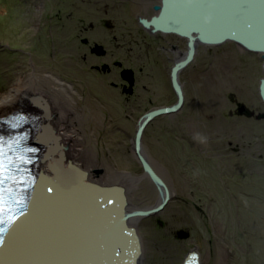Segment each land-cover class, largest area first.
Returning a JSON list of instances; mask_svg holds the SVG:
<instances>
[{"label":"rangeland","instance_id":"obj_1","mask_svg":"<svg viewBox=\"0 0 264 264\" xmlns=\"http://www.w3.org/2000/svg\"><path fill=\"white\" fill-rule=\"evenodd\" d=\"M155 2L0 0V99L32 75L70 86L79 115L70 132L79 135V150L96 157L84 167L147 211L160 192L140 165L135 135L147 115L178 102L169 69L179 52L168 53L166 44L187 51L174 34L160 38L142 27ZM195 53L180 79L178 71L183 108L156 116L141 135L166 196L156 214L134 219L143 263L181 264L196 251L201 264H264V60L231 42ZM183 231L188 238L178 237Z\"/></svg>","mask_w":264,"mask_h":264},{"label":"bare ground","instance_id":"obj_2","mask_svg":"<svg viewBox=\"0 0 264 264\" xmlns=\"http://www.w3.org/2000/svg\"><path fill=\"white\" fill-rule=\"evenodd\" d=\"M157 1L158 4L153 7L156 14L149 21L144 19L142 27L152 34L159 32L186 38L189 52L186 59L180 64H175L172 69L178 102L170 108L152 113L153 119L160 114L175 112L181 106L183 98L178 71L193 58L198 45L216 48L231 42L243 55L244 51L254 54L256 46L264 48V35L256 26L257 23L263 24L264 28V0ZM175 29L180 31H174ZM238 33L241 36H238ZM257 54L264 56V52ZM261 60H264L263 57ZM42 80L32 75L27 84L23 82L22 86L17 85L11 93L0 99V148L4 150L0 152V196H13L12 200H0V203H3L2 208H5L3 216H7L1 227L5 229V224H8L16 228L20 223L23 225L34 219L30 223L31 232H28L34 235L31 234L28 242L23 243L25 249L20 254H13L12 261L7 260L6 263L32 264L37 253H41L40 259L45 260L44 256L53 252L50 249L53 244L61 242L56 240L60 235L58 236L55 226L50 224V221L56 219L52 216L53 219L48 220L41 212L36 217L33 214L36 209L39 211L41 202H48L46 204H52L54 209L61 208L67 214L65 226L59 229L61 234L65 230L64 241L72 246L66 248L67 250H57L61 256L59 262L144 264V248L134 219L156 214L166 198L163 182L148 163L140 145L141 135L150 120L144 126L143 123L147 120L145 117L138 126L133 145L140 165L160 192L153 209L147 211L129 203L124 187L106 185L90 176V171L84 166L88 165L89 156L94 161L96 157L91 151L87 156L77 148L81 139L69 129L73 128L71 126L75 120L79 121V115L74 111V90L55 78L46 77L43 80L47 83L46 86L40 84ZM53 82L54 86L50 87ZM262 84L264 85V78L259 81L258 86V94L264 104L260 95ZM2 136L7 140L2 141ZM5 152L7 154L4 156ZM6 156L11 160L5 161L3 158ZM3 180L16 184L12 186V194L1 190L5 188ZM121 210L125 215L123 220L119 219ZM115 223L116 225H113ZM122 223L127 224L123 232L118 228ZM108 231H114L113 235L109 233L108 238L114 243L113 247H120L121 251L115 252L112 245L108 251L101 250L105 245L101 239L102 234H108ZM131 232L133 235H130ZM38 233L40 240L35 239ZM53 239L55 241L49 244ZM35 241L38 242L36 245ZM192 253L194 254L189 253L181 264H201L198 253ZM63 256H67L66 262H63ZM50 261L57 262L56 259Z\"/></svg>","mask_w":264,"mask_h":264},{"label":"water","instance_id":"obj_3","mask_svg":"<svg viewBox=\"0 0 264 264\" xmlns=\"http://www.w3.org/2000/svg\"><path fill=\"white\" fill-rule=\"evenodd\" d=\"M162 18L164 19V15H162ZM155 23H156V21H154ZM142 23H144V20H142ZM262 25L263 24H256V26L259 28V29H257L260 33L262 32L263 33V35H264V28L262 27ZM174 31H180L179 29H175ZM238 36H241L239 33H238ZM216 42V41H215ZM98 50H102V49H100V48H97ZM96 49V50H97ZM95 50V51H96ZM94 51V52H95ZM254 51V53H262V52H264V48H260V47H257L256 46V48L253 50ZM263 57V59H264V56H262ZM264 68V67H263ZM261 96H262V98H263V100H264V85L262 84L261 85ZM245 108V109H244ZM238 110H239V112L240 113H246V112H249V111H247L246 110V107H244V106H241V105H239V107H238ZM153 114H149V115H147L146 116V121H145V123H143V125L145 126L147 123L146 122H148L149 120L151 121L152 119H153ZM40 132H42V131H40ZM38 136L40 135V133L39 134H37ZM142 162V161H141ZM142 164H144V163H142ZM145 168H146V166H145ZM147 169V168H146ZM120 191V190H119ZM46 203H48V202H46ZM46 203H42L41 202V206H40V209H39V211L37 212V209H36V211H35V213L33 212V214H34V217H36L37 215H38V213L39 212H41L42 214H44L45 216H46V218L49 220V219H51L52 218V216H53V218L54 219H56V221H50V224H51V226L52 227H54L56 230H57V232H58V236L59 237H56V240H58V242L61 240V242H59V244H53V246L50 248L51 249V251H53V252H48V255L46 256H44V257H46L45 258V260H41L40 258V254H38L37 253V255H36V260H35V262L34 263H32V264H63L62 262H59V259H61L60 257V255L58 254L59 252L57 251L58 249H62V250H67L66 248H68V247H70V246H72L71 244H69L67 241H64V234H63V232L65 231H63L62 232V234L60 233V229L59 228H63L64 226H65V218H66V215L67 214H65V212H63V210L60 208V210L59 209H54V207L52 206V204H46ZM45 204V205H44ZM107 204V203H106ZM34 205V204H33ZM107 206V205H106ZM110 208H111V206L110 205H108ZM32 207V206H31ZM112 209V208H111ZM116 210V209H115ZM123 212H122V210H121V213H120V220H123V219H125L123 216H125L124 214H122ZM115 214H117V212L115 213ZM118 214H119V212H118ZM58 216V217H57ZM56 217V218H55ZM52 218V219H53ZM34 219L32 218L28 223H25V224H21L20 223V225H18V226H16V228H12V227H10V226H7L6 228H5V231L1 234V236H3V239H4V243H3V245L2 246H0V264L2 263V261H3V263L2 264H7L6 262H7V260H10V261H12V256H14L13 254H16V253H21L25 248H24V245H23V243L24 242H28L27 241V239L28 238H30V235L31 234H33L34 235V233H31V234H29L28 232H31L30 231V227L32 226L30 223L33 221ZM26 221V220H25ZM56 222V223H55ZM81 223H82V221H81ZM113 225H116V223L115 224H113ZM120 226L118 227L119 229H120V231L121 232H123L124 230H126V227H127V224H125V223H122V225L121 224H119ZM125 225V226H124ZM45 228L47 229V224L45 225ZM115 230V229H114ZM109 233H111L110 235H113L114 234V231H108V234H102V237H101V239H103V243H105V245L104 246H102V251H108L109 250V246L111 247V245H112V247H113V245H114V243H112L110 240H109V238H108V235H109ZM130 235H133L132 234V232L130 233ZM40 234L38 233L37 234V236L35 237V239H39L40 240ZM179 238H188V233H186V232H180V234H179V236H178ZM107 238V240H105ZM30 241H32L33 242V240H31L30 239ZM55 241V239H53V240H51L50 242H49V244L51 243V242H54ZM38 242H36L35 241V245L37 244ZM108 244V247H106L105 248V246ZM80 245V243L78 244V247H80L79 246ZM56 246V247H55ZM115 250V252H118V251H121V250H119V248L120 247H113ZM53 249H55V250H53ZM120 249H122V248H120ZM97 252V251H96ZM99 252V251H98ZM191 254H194V253H191ZM17 255V254H16ZM193 256V255H192ZM192 256H190V258L192 257ZM64 257V260H63V262H66L65 260L67 259V256H63ZM15 258H16V260L18 261V258H17V256H15ZM30 259V258H29ZM48 259H50V260H57V262H53V261H50V260H48ZM189 259V258H188ZM189 260H192V259H189ZM65 264V263H64ZM194 264H196V263H194Z\"/></svg>","mask_w":264,"mask_h":264},{"label":"flooded vegetation","instance_id":"obj_4","mask_svg":"<svg viewBox=\"0 0 264 264\" xmlns=\"http://www.w3.org/2000/svg\"><path fill=\"white\" fill-rule=\"evenodd\" d=\"M141 3H143V2H141ZM155 4H158V1L156 0V2H155ZM154 7V6H153ZM152 7V8H153ZM154 9H152V11H153ZM154 12V11H153ZM157 35V34H156ZM155 36V35H154ZM158 36H160V38H164V36L166 37V36H168V35H163V34H158ZM175 37H177L178 39H182V40H184L185 42H186V49H187V51L186 52H182V51H180L175 45H170V44H166V45H168L169 47V49L170 50H168V53H173V52H176V51H178L179 53H178V57H177V59H176V57L174 58H171V57H169V58H171L172 59V66L170 67V80L172 81V86H173V90H174V94H175V96H176V100H178V91H177V89H176V86H175V83H174V81H173V78H172V69H173V67L175 66V64H180V63H182L185 59H186V57H187V54H188V52H189V46H188V40L186 39V38H182V37H180V36H177V35H174ZM198 46H200V45H198ZM198 46H197V48H198ZM167 51V50H166ZM182 52V53H181ZM195 54L196 53H194V56H195ZM247 54H250V53H247ZM193 56V59L185 66V67H183V69L180 71V73H179V79H180V74H181V72L183 71V70H185V68H187L192 62H193V60L195 59V57ZM158 57V56H157ZM113 63L112 64H114V63H116L117 61L116 60H113L112 61ZM123 65V64H122ZM122 65H121V67L119 66V70H117V68H115V67H113V69L110 67V68H108V69H106L105 70V68L103 69V73L102 74H112L113 72H118L119 73V71L121 70V69H123V67H122ZM117 74V73H116ZM180 83H181V86H182V93H183V103H182V105H181V108L179 109V110H181L182 108H183V104H184V99L186 98L185 97V91H184V85L182 84V82H181V80H180ZM113 84V83H112ZM113 86H115V88H118L120 91H122L123 92V90L125 89L123 86H124V83H118V84H113ZM170 88V87H169ZM159 89H160V91L162 90V87H161V85H159ZM132 91H133V94H134V91H135V86L133 87V89H132ZM133 94L132 95H130V96H126V97H123L124 99H125V101L127 102V101H129V99H130V101H131V99H133ZM163 95H166L165 93H162V96ZM258 96H259V94H258ZM259 99H260V101L262 102V100H261V98L259 97ZM133 101V100H132ZM136 101H138V100H136ZM142 104V106H145L146 108H148V106L150 107L151 106V104H150V101L149 102H146L145 103V105H143L144 104V102H145V100H139ZM129 103H132V102H129ZM134 104V103H133ZM132 104V105H133ZM239 106H237V108H238ZM148 109H150V108H148ZM148 109H147V111H148ZM245 109V108H244ZM133 110V109H132ZM237 113L239 114V112L237 111ZM248 113V112H247ZM146 114V113H145ZM239 116H241V117H246V115L245 114H239Z\"/></svg>","mask_w":264,"mask_h":264},{"label":"snow or ice","instance_id":"obj_5","mask_svg":"<svg viewBox=\"0 0 264 264\" xmlns=\"http://www.w3.org/2000/svg\"><path fill=\"white\" fill-rule=\"evenodd\" d=\"M0 211H2V209H0ZM0 223H2V221H0ZM5 229L4 228H0V233L4 232ZM4 243V239L3 236H0V246H2Z\"/></svg>","mask_w":264,"mask_h":264}]
</instances>
